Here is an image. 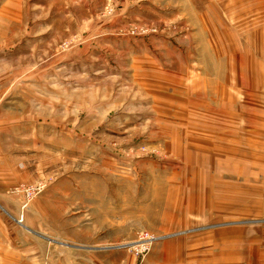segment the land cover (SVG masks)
I'll return each mask as SVG.
<instances>
[{
	"label": "rangeland",
	"instance_id": "obj_1",
	"mask_svg": "<svg viewBox=\"0 0 264 264\" xmlns=\"http://www.w3.org/2000/svg\"><path fill=\"white\" fill-rule=\"evenodd\" d=\"M263 109L264 0H0V225L76 264L262 250Z\"/></svg>",
	"mask_w": 264,
	"mask_h": 264
},
{
	"label": "crops",
	"instance_id": "obj_2",
	"mask_svg": "<svg viewBox=\"0 0 264 264\" xmlns=\"http://www.w3.org/2000/svg\"><path fill=\"white\" fill-rule=\"evenodd\" d=\"M261 115V128L264 136V109L261 111ZM232 132L233 131L230 130L231 134L229 133L230 140H228V143H233ZM261 144L262 148H264V142ZM229 151H232L231 148L227 150V153L230 155ZM230 160L231 159H229L228 162H230ZM213 162L214 165L216 164V166H220V157L213 160ZM260 164L262 177L261 181L262 184H264V159H261ZM261 196V210L262 213H264V195ZM6 227H8L7 224L0 225V264H62V255L66 257L64 258L66 262H68L69 259V261H75L74 264H76V256H74L76 254H73L71 250L66 252L56 248L55 252V248H52V245L46 244V242L30 236L28 233H21L18 235L19 240H13L10 235L6 234V231H8ZM249 246V250H247L244 255H240L238 257V255L229 254L226 256L224 264H240L242 259L244 260V264H264V249L260 250L254 248L257 247V245L253 243L249 244ZM70 249L73 248L71 247ZM93 258L99 259L100 264H104L101 256L91 254V262H94ZM73 262H68L67 264H73Z\"/></svg>",
	"mask_w": 264,
	"mask_h": 264
},
{
	"label": "bare ground",
	"instance_id": "obj_3",
	"mask_svg": "<svg viewBox=\"0 0 264 264\" xmlns=\"http://www.w3.org/2000/svg\"><path fill=\"white\" fill-rule=\"evenodd\" d=\"M220 46H219V52L220 53H223V55H224V57H225V59H226V61H227V66H230V63H231V59L230 58H227V56L230 54V52L229 51H231V48H230V50L229 49H227L226 48V46H223V44L222 43H220L219 44ZM229 52L228 53V55H226V52ZM227 92V91H226ZM218 95V94H217ZM215 137V136H214ZM207 138V137H206ZM215 145V144H214ZM200 146V145H199ZM217 148H218V146H217ZM214 149V148H213ZM201 151V150H200ZM188 157H191V155H188ZM215 160V159H214ZM206 161V160H205ZM202 175V174H201Z\"/></svg>",
	"mask_w": 264,
	"mask_h": 264
},
{
	"label": "built area",
	"instance_id": "obj_4",
	"mask_svg": "<svg viewBox=\"0 0 264 264\" xmlns=\"http://www.w3.org/2000/svg\"><path fill=\"white\" fill-rule=\"evenodd\" d=\"M134 248H135V250H138L137 253H139V251L141 252V248L139 245H136Z\"/></svg>",
	"mask_w": 264,
	"mask_h": 264
}]
</instances>
